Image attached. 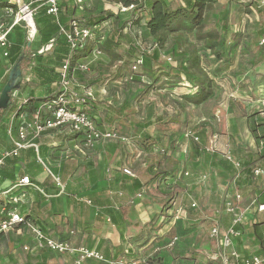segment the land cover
I'll return each instance as SVG.
<instances>
[{
	"label": "crops",
	"instance_id": "obj_1",
	"mask_svg": "<svg viewBox=\"0 0 264 264\" xmlns=\"http://www.w3.org/2000/svg\"><path fill=\"white\" fill-rule=\"evenodd\" d=\"M38 1L39 0L35 3L40 6ZM87 1L88 0H86V2ZM101 2L103 3V1ZM60 4H70L74 7L77 12L76 17L78 18H81L82 14H84L80 12L79 8L73 3V0L62 1ZM85 9L89 8L86 7ZM117 11H119L118 7ZM0 17L7 19L4 8H0ZM76 17H69L68 20ZM254 20L251 24L255 26L253 34L249 30L251 28L250 23L243 26V31L246 32L247 30V34L251 35L252 40L246 43H244V41H238L233 45L235 56L238 58L237 64L240 65V62L241 64L242 62L249 64L250 61L253 60L252 63L256 66L254 71L251 70L250 73H244V79L248 83L247 89H249V91H254V94H250V92L246 94L247 98L252 100L251 103L249 102L250 104L254 102L257 103L259 99H261V91L264 90V44L261 43L264 39V25L260 22L258 16L255 17ZM123 23V21L120 22L118 27ZM259 36L261 37L259 38ZM132 44L134 45L136 43ZM244 44L247 45L248 49L246 50L249 51V55L248 52H246L245 56H243L244 53L242 55L240 53V55L237 56L238 51L244 48ZM30 46L31 48L29 51L37 49L41 46V42L37 39L31 43ZM2 53L0 49V93L8 82L11 73L9 71L12 70L11 68L9 70L10 59L4 57ZM157 57L160 58V54ZM162 57L161 55V58ZM216 62L217 64L221 63V59H218ZM24 69H22V71ZM226 71L225 69L224 72ZM232 74L233 72L228 73L230 79H232ZM35 84L36 77L33 83L24 90L23 94L29 96V93L36 88ZM55 84L53 86H55ZM95 86L98 88V86L101 85ZM228 96L229 95H227V98ZM252 97H254V99ZM224 100H226V98ZM99 102V108L102 114H100L99 111L97 117L99 120V116L103 117L104 121H107V123L112 122L114 118H108V115L111 113H109L107 104L100 99ZM128 106L129 102L125 107L116 108L114 111L115 115H118L122 119L123 115H125V109ZM227 110L229 112L234 111V105L227 107ZM218 111L219 110H217V112ZM262 116H264V114H262ZM234 117V114H229L228 134L227 136H219L218 145L221 149H224V144L230 142L235 159L242 163L244 170L242 171V176L237 179V182L233 180V176L236 174L235 169L233 168V170L227 171L221 164V161H225L221 154H213L211 156L212 159H210L208 154H204L203 149L197 144L189 145V142L185 144V148L192 150L189 155H187V158L193 161L194 165L200 159H205L206 156L208 160H212L210 163L218 172L217 177L214 182H212L216 185V187H214V192H212V187L209 188L201 184L202 179L200 177L197 178L194 174L191 175L192 178L189 173L187 176L182 175L179 182H174V180H176V175L180 172V170L179 172L173 171L174 167L171 168L172 165L170 163L171 159L178 160V149L177 147L174 148V133L166 126L160 130L159 128H155L153 123L147 122L146 125L138 129L135 134L143 140L147 138L152 140V142L147 145L142 141H136V144L133 146L136 147L134 150H136L138 154L130 162L126 161V153L129 149L123 146L124 144L122 142H116L117 144H101L96 148V152H94L85 147L82 137L76 139L72 136L57 135L56 138H53L51 134H45L41 139L40 148V153H42L45 159L50 158L51 153L54 154L52 151H54L56 147H61L60 151H64V148L71 147V151L74 146H78L79 151L81 148L87 151H81L82 153H87V156L89 155V169L85 184L87 188H83L81 193L78 191L79 184L75 181L77 178L76 158L71 161H66V163L61 165L60 163H57L58 165L53 164L56 174L60 177L63 185H65V190L62 192L61 189L55 185L50 174L35 161L36 156L34 150L23 151L20 159H8L6 165L2 169L3 178L0 180V211L4 206L3 202L7 198L2 194L3 191L11 188L15 179L21 174L33 175L35 179L34 182L43 188L48 195L50 194L51 197L45 198L34 188H25L23 191L27 195L29 210H26L27 212H25L24 215L30 216L29 221L39 225L49 237L52 236L59 240L67 239L72 242L70 236L72 235L70 234L71 232H73L75 236V232H77L78 235L79 233H82V235H93L95 240L90 243L91 246H87V244L82 245L83 241L80 240L79 243H81V246L79 244L78 248H92L98 252H104L109 261H114L118 264H126L128 261H131L132 258H139L138 260L141 261L144 259L143 256L146 258L149 255L151 256L155 251L158 253V247H160L159 251H161L163 245H168L172 238L178 235L181 238L175 243L174 250H176V256H172L170 264H174L175 260H177V262L181 260L180 264H221L218 260H212V256L214 252L218 250L219 246L217 245V241L211 237V228L217 220L222 223L224 228L230 225L232 217L225 213L224 195L231 190L233 193L238 192L243 196L242 206L246 210V220L243 228L245 229V237L238 241L237 247L244 255L253 253L264 258V211H257L258 206L264 204V176L256 177L248 171L252 168L256 170L258 167L264 166L263 141L261 139L257 140L254 137L247 129L248 125L245 129L244 139L241 137V132L237 130L236 127L231 132L230 127L234 126L235 121L240 120L239 117ZM152 119H154L153 116ZM101 123L103 122L99 121L100 126L98 127L102 131H109L108 127L101 125ZM0 141L3 142L2 145L0 144V155L4 151L12 149L11 141L6 136L4 126L0 128ZM182 143L185 142L183 141L181 144ZM180 148H183L182 145ZM60 155H64V152L56 153L54 158ZM144 155L145 157L143 158ZM182 156L184 157L183 154ZM163 158L165 161H162ZM181 165L182 172H187V168L184 167L183 163H181ZM130 167L133 169V172H131L133 175L125 174L124 169H130ZM247 168L249 169L247 170ZM250 192L254 193V198L252 197L250 199V196H248ZM112 193L122 196L120 199L123 200V206L120 208L115 206L118 210L114 209L115 201L113 200ZM84 194L92 201L93 208L90 214L85 212L83 215L82 210L86 205L81 203L79 199L81 195ZM192 197L197 199L199 197L200 203L197 201L194 202ZM171 199V204L167 206L170 213L182 206V208L185 211L187 210L189 212L188 214H190L188 221L182 222L183 227L181 229L183 230L185 228L187 232H181V229L177 227V225L174 227L176 224L175 221H169L165 222L163 225H161L162 223L157 224L156 227L149 226V228L152 229V235H149V231H145L143 234L145 237L144 241H142L141 238L136 239V236L132 232L134 230L130 227L132 219L137 218L140 228L147 226L153 218L159 216L158 214H160L164 205ZM131 203L134 204L131 205ZM194 203L197 204V208L192 209L191 206ZM209 219L211 221L208 222L207 220ZM200 220L206 222L201 225L198 223ZM188 223H190L191 227L186 226ZM20 230L24 232L28 231L26 239H28L29 244H25V246L32 247L34 245L32 243H35V237L31 234L30 229L27 225L23 224ZM145 230L147 229L145 228ZM66 235L70 238L65 239ZM3 236L4 234L1 235V237ZM149 247H156V249L154 248L146 251Z\"/></svg>",
	"mask_w": 264,
	"mask_h": 264
},
{
	"label": "rangeland",
	"instance_id": "obj_2",
	"mask_svg": "<svg viewBox=\"0 0 264 264\" xmlns=\"http://www.w3.org/2000/svg\"><path fill=\"white\" fill-rule=\"evenodd\" d=\"M9 1L14 2L15 0ZM16 1L19 2L20 0ZM43 2L44 0H39L38 4L40 5ZM166 2L168 3L167 7L170 11L187 7L185 0H166ZM35 6H37V4H34V7ZM86 7L89 9H85ZM102 9L110 10L109 12L112 14L108 19L109 22L106 26V33L109 37H114L117 42L114 48L117 57H109L104 53L103 56L96 58L92 62V67H90L88 73L79 75L78 80L86 85H91L95 82L101 85L98 86V88L95 86V91H98L95 93V96L107 104L109 113H111L109 114L111 116L108 115V118L111 117L114 119L112 122L107 123V121H104L103 117L99 116V121H102L103 123H101V125L108 127V130L112 131L114 129L118 138L108 139L107 141L102 140L96 143L90 150L96 152V148L101 144H117L122 142L124 144L123 146L129 149L126 153V161L130 162L138 154V152L134 150L136 147L133 146L136 144V141H142L147 145L152 142L150 139L146 138L143 140L141 137H138L135 134L137 130L145 126L147 122L153 123L155 128H159L160 130L166 126L174 133V148L177 147L178 149V160L168 158L171 159L170 163L172 165L171 168L174 167L173 171L179 172L180 170L174 182H179L182 175L185 173L182 172L181 163H183L190 176L194 174L197 178L200 177L202 179L201 184L209 188L212 187V192H214V187H216V185L212 182H214L218 172L210 163L212 160H208L206 156L205 159H200L194 165V162L187 158V155H189L192 150L185 148V144L186 142L187 144L189 142V145L197 144L203 149L204 154H208V157L212 159L211 156L217 153L210 150L209 142L211 141L219 148V136H227L228 116L232 113L235 116L234 118L239 117L240 120L235 121L234 126H229L230 131L232 132L236 127V129L241 132V137L244 139L245 129L248 125L247 129L254 137L263 141L262 148L264 149V116H262L264 113V90L260 93L261 99H259L257 103L254 102L250 104L252 100L247 98L246 94L247 92L254 94V91H249V89H247L248 83L244 79V73H250L251 70L254 71L256 66L252 63L253 60H251L249 64L243 62L242 64L240 62V65L237 64L238 58L235 56V51L233 49V45L238 41H244V43H246L252 40L251 35L247 34V30L246 32L243 31L244 25L249 23L251 25L257 16L264 25V1L214 0L203 12V18L200 24L196 23V18L193 20L194 22L191 23H185L184 21L176 23L175 29H173V35L170 37L169 41L168 37L165 35L166 40L163 44H160L159 41V38L163 35L155 37L151 35L150 31L147 29V23L151 19L148 11H136V18L130 20L132 24L121 30L118 24L122 21H129L132 11H117V6L113 3V0L107 3H102L100 0H88L84 3V6L79 7L80 12L84 14L97 12ZM39 14H41L40 11L36 15V19L39 17ZM12 18L13 17H11L10 20ZM0 19L4 21V17H0ZM23 28L25 31L28 30L25 26H23ZM254 28L255 26L251 25L249 29L252 34L254 33ZM210 32L218 34V38L211 39L209 37ZM260 37L261 36H259V38ZM132 43H136V45ZM243 47L244 48L238 51L237 56H239L240 53L241 55L244 53L243 56H245L246 52H248L249 55V51L246 50L248 49L247 45L244 44ZM53 49L42 56L50 55V53L52 54ZM143 51L148 52L152 59H149L148 63H145L143 67H139L137 71L133 70V68H131L133 63L141 56ZM158 51L160 58H156L153 55ZM161 55L163 56L162 58ZM48 56L45 58L44 62L46 65L55 62L54 55L49 58ZM91 59L92 57H90L89 60ZM193 59L199 60L197 66L192 65L191 61ZM218 59H221V63L219 64L216 62ZM12 66L13 63L9 62V70L10 68L12 69ZM34 66L36 67L37 63L34 62ZM225 69L227 70L226 72H224ZM229 72H233L232 79L228 76ZM211 85L215 88L213 90L214 93L210 95L209 98H205L206 100H203L201 90L211 89ZM196 95L201 98L203 102L195 103L194 101L199 100L194 98ZM227 95H229L228 98ZM225 98L226 100H224ZM252 98L254 99V97ZM128 102L129 106L125 109V115H123L121 119L118 115H115L114 111L116 108L125 107ZM232 105H234V111L229 112L227 107ZM217 110L219 111L217 112ZM100 114H102V111H100ZM152 116L154 119H152ZM2 141H0L1 145L3 144ZM183 141L185 143L181 144ZM181 145L183 148H180ZM228 146L231 147L230 142L224 144L223 148L227 149ZM60 148L61 147H56L55 150L52 151L54 154L51 153L49 160L52 165H56L57 163L61 165L66 163V161H71L76 158V179L78 180L75 179V181L79 184V187L82 186L81 188L78 187V191L81 193L83 188H87L85 184L89 169V155L87 156V153H85L87 151L82 148L79 151V147L77 146H74L71 151V147L64 148V151H60ZM81 151L85 152L82 153ZM59 152H64V155L54 158L55 154ZM144 157L145 155L143 158ZM162 161H165L164 158ZM260 167L262 168L264 166ZM127 170L133 172L131 167ZM243 170L244 168H242V171ZM241 176L242 173L240 177ZM112 196L115 201L114 209L118 210L115 206L117 208L123 206V200L120 199L122 196L115 193ZM248 196H250V199L252 197L254 198V193L250 192ZM192 198L194 202L197 201L200 203L199 197L198 199L195 197ZM86 200H90V198L87 197L86 194L81 195L79 201L86 205L82 210L83 215L85 212L90 214L93 208L92 204L87 203ZM171 202L172 199L164 205V208L160 214H158L159 216L153 218L147 226L141 227L142 229L139 227L137 218L132 219L130 227L133 228L134 231L132 232L136 236V239L141 238V240L144 241L145 237L143 234L145 231H149V235H152V229H150L149 226L156 227L157 224L162 223L161 225H163L165 222L175 221L176 224L174 227H176V225L180 229L183 227L182 222L188 221L190 214H188L189 212L187 210L186 213L183 214L177 213L175 210L170 213L167 206L170 205ZM133 204L134 203H131V205ZM207 221L209 222L211 220L209 219ZM205 222L206 221L200 220L198 223L202 225ZM186 226L191 227L190 223ZM145 228L147 230H145ZM27 232L21 230L11 231L5 233L4 236L0 238V264H49L51 262L56 264H74L76 255L69 253L41 252L33 250L34 245L31 247V251L23 249L25 244H29L28 239H26V236H28ZM181 232L185 233L187 231L184 228L183 230L181 229ZM75 234L76 236L74 234L70 235L72 244L75 247H79V244L81 246V243H79L80 240L83 241L82 245L87 244V246H91L90 243L95 240L93 235H82V233L78 235L77 232H75ZM66 238L70 237L66 235L65 239ZM180 238L181 237L176 235L172 238L171 242L177 243ZM175 243L173 245H163L161 251H159L160 247H158V253L155 251L151 256L149 254L146 258L143 256L144 259H140V262L152 261L153 263L151 264H170L172 256H176V250H174ZM154 248L156 249V247H149L146 251ZM101 253L105 258L107 257L104 252ZM138 259L139 258H137V261H139ZM178 263L180 264L181 260L179 262L175 260L174 264ZM83 264H102V262L98 263L96 260L87 259Z\"/></svg>",
	"mask_w": 264,
	"mask_h": 264
},
{
	"label": "built area",
	"instance_id": "obj_3",
	"mask_svg": "<svg viewBox=\"0 0 264 264\" xmlns=\"http://www.w3.org/2000/svg\"><path fill=\"white\" fill-rule=\"evenodd\" d=\"M20 1H10L12 4L19 6L18 9L12 7L6 8L5 15L9 19H4V21L0 19V49L6 58L10 57L9 54L12 46L9 35L16 26H25L28 29L27 38L29 39V43H33L37 39L40 41L38 38V27L35 22V17L40 9L46 6L47 14L52 15L58 20L62 13L60 3L68 0H44L40 6L37 5L35 7L34 4L36 3L34 0ZM85 2L86 0H73L77 8L84 6ZM117 7L120 12H129L135 9V5L124 7L119 4ZM11 17L13 18L10 20ZM107 25L108 22L89 27L85 20L78 17L70 19L67 25H61V35L68 41L70 55L59 69V81L53 86L54 93L33 112L21 113L19 109L28 102L29 98L28 95L23 94L24 90L35 79L34 62L36 63V57L50 52L54 48L56 41L53 39L48 44L31 50V58L33 61L23 70V80L20 88L14 89L11 93L10 107L17 106L19 109L13 112L4 122L1 121L0 117V128L2 126L5 127L6 136L12 144L11 150L4 151L0 155V180L3 178L2 169L8 159H20L23 151L33 149L37 162L50 174L55 185L64 192L65 185H63L60 177L56 174L51 161L49 158L45 159L42 153H40L41 139L44 135L48 133L53 138H56L57 135L72 136L76 139L82 137L85 147L89 149L93 148L96 143L102 140L118 138L114 129L112 131H102L98 128L97 116L94 117L90 114V103L99 101L98 97L95 96L96 91L93 87L87 86L78 80L79 73H88L92 62L96 58L104 55L100 46L109 37L106 33ZM261 43L264 44V39ZM88 48H91L90 55L86 58L78 59L74 66L71 67L72 61L78 54L77 52L79 50H87ZM90 57H92L91 60H89ZM144 61V55L139 56L131 68L137 71L139 67H143ZM214 89L211 85V89L209 88L207 90L213 94ZM209 147L211 148L210 150L214 153L221 154L225 161L233 165L236 171L233 180L237 182V179L242 173L243 165L235 159L232 148L228 146L227 149H221L211 141ZM124 172L127 175H132L127 169ZM184 175H188V172H185ZM254 175L256 177L264 176V168L254 170ZM25 188H34L45 198L51 197L28 174L18 176L12 187L2 193L7 198L3 202L4 206L0 211V237L2 234L20 230L21 226L25 224L35 237L33 250H47L53 253L76 255L74 264H83L87 259L96 260L97 262L105 264H118L114 261H109L100 251L98 252L97 250L86 247L78 248L70 240H59L52 236L49 237L39 225L27 221L24 214L27 212L26 210H29V203L27 202V195L23 191ZM224 197L225 213L231 215L232 218L227 228H224L218 220L211 228V237L217 241V245L219 246L218 250L214 252L212 260H218L221 264H264L263 257L253 253L244 255L237 247L238 241L245 237V229L243 228L246 220V210L242 206L243 196L238 192L233 193L229 190V193H226ZM86 202L92 204L90 200H86ZM191 208H197V204H192ZM257 211H264V204L259 205ZM176 212L186 213L182 206ZM71 233L73 234V232ZM174 243L171 242L170 245ZM23 249L32 250L31 246H24ZM49 264L56 263L51 262ZM126 264L151 263L132 259Z\"/></svg>",
	"mask_w": 264,
	"mask_h": 264
},
{
	"label": "trees",
	"instance_id": "obj_4",
	"mask_svg": "<svg viewBox=\"0 0 264 264\" xmlns=\"http://www.w3.org/2000/svg\"><path fill=\"white\" fill-rule=\"evenodd\" d=\"M100 1L107 3L111 0H100ZM185 1L187 4L186 8H178L174 11H170L168 9L167 7L168 3L166 2V0H141V1L113 0V3H115L116 5L121 4L124 7L125 6L130 7L132 5H135V9L132 11L129 21L126 20V22H124L121 26H119L121 30L125 29L126 26L132 24V21L130 20L136 18L135 16L136 11L137 12L148 11L151 19L147 23V29L150 31L151 35L155 37H158L159 35L161 36L163 35L162 37L159 38L160 44H163V42L166 40L165 35L166 37H168V39L170 38V35H173L172 33H173V29H175L176 23L181 21H184L185 23L186 22L191 23L194 22L193 20L196 18L197 19L196 23L200 24L202 22L203 12L207 9V7L210 4H212V2H214V0H185ZM60 5L62 7V13L60 14L58 20L52 15L47 14L46 6H43L41 8V14H39V17L37 19L35 17V22L38 27L41 46L48 44L53 39H55L56 41L55 48L53 49L52 54L50 53V55L48 54L49 56L47 55L48 58L54 55L55 62L46 65L44 62L47 56L40 55L36 57L37 66L34 68V73L36 77V84H35L36 88L29 93L28 102L22 108L19 109V107L13 106V107H9L7 110H1L0 117L2 122L6 121L8 117L11 116V114H13V112L17 111L18 109L21 113L33 112L41 104H43V102L46 101L47 98L51 97L52 94L54 93V88L52 86L59 81L58 70L61 68V65L70 55V46L68 44V41L65 37L61 35V25H67L69 23L68 20L69 17L72 16L76 17L77 15L76 9L72 7L70 4L68 5L60 4ZM0 7L4 9L10 7L14 9H18V6L12 4L9 0H0ZM109 11L110 10L102 9L97 12L82 14L81 19L85 20L89 27H93L94 25L97 24H103L109 22L108 19L112 15L111 12ZM27 37H28L27 31L24 30L23 26H16L13 32L9 35V39L12 41V46L9 54L10 62H12L13 66H15L21 58H24L21 64V70L27 68L28 65L33 61V59L31 58V51H29L31 46H29V39ZM209 37L211 39H216L218 38V34L210 32ZM116 45L117 42L115 38L110 36L103 42V44L100 46V49L102 53L107 54L109 57L111 56L115 58L117 57V54L114 49ZM90 51L91 48H88L87 50H79L77 52L78 54L75 56L74 60L72 61L71 67L74 66L75 62L78 59L88 57L90 55ZM141 55H144V59H145L144 65L145 63H148L149 59H152L150 58L148 52L143 51ZM153 55L154 57L155 56L157 57L159 55V51L155 52V54ZM191 62L192 65L197 66L199 60L193 59ZM91 65L90 67H92ZM79 75H81V73L78 74V77ZM95 85H99V83L95 82L87 86L95 87ZM201 93L203 95L202 96L203 100H206L205 98H209L210 95H212L211 92L209 93L207 90L204 89L201 90ZM194 98L199 99L198 101H194L195 103L203 102V100L197 97V95L194 96ZM99 104H100L99 101L90 103L91 116L94 117L98 116V112L100 111ZM97 125L100 126L99 118L97 120ZM256 139L259 140L258 138ZM35 161L37 162L36 159ZM221 164L224 166V168L227 171L233 170V166L229 162L221 161ZM248 169L249 168H247V170ZM253 170L254 169L252 168L249 169L248 171L254 174ZM30 177L33 181L35 180L33 175ZM29 217L30 216L25 215L27 221H29ZM170 244L171 243H169V245ZM41 252L50 253L52 251L42 250ZM132 259L137 261V259L135 258ZM148 263H153V262L151 261Z\"/></svg>",
	"mask_w": 264,
	"mask_h": 264
},
{
	"label": "water",
	"instance_id": "obj_5",
	"mask_svg": "<svg viewBox=\"0 0 264 264\" xmlns=\"http://www.w3.org/2000/svg\"><path fill=\"white\" fill-rule=\"evenodd\" d=\"M31 43H29L30 46ZM24 58H21L19 62L12 68L8 82L3 87V91L0 95V112L1 110H7L11 106V93L14 89H18L21 86L23 80V71L21 70V64Z\"/></svg>",
	"mask_w": 264,
	"mask_h": 264
}]
</instances>
